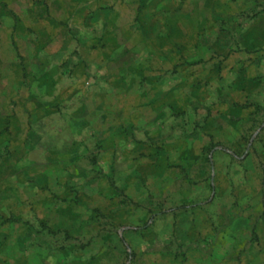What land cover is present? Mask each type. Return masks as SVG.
Here are the masks:
<instances>
[{"label": "rangeland", "instance_id": "obj_1", "mask_svg": "<svg viewBox=\"0 0 264 264\" xmlns=\"http://www.w3.org/2000/svg\"><path fill=\"white\" fill-rule=\"evenodd\" d=\"M0 264H264V0H0Z\"/></svg>", "mask_w": 264, "mask_h": 264}]
</instances>
